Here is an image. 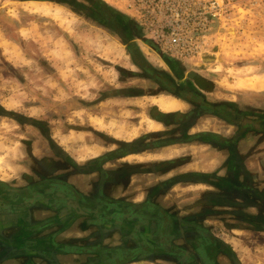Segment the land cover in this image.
<instances>
[{
	"label": "rangeland",
	"instance_id": "374dc122",
	"mask_svg": "<svg viewBox=\"0 0 264 264\" xmlns=\"http://www.w3.org/2000/svg\"><path fill=\"white\" fill-rule=\"evenodd\" d=\"M65 1L75 2L78 10L63 5ZM91 1L0 0L1 180L22 184L24 176L38 178L35 172L40 168L34 162L49 153L43 151L48 140L61 144L72 154L78 149L77 153L83 159L98 155L103 148L110 146L98 134L113 135L120 142L133 140L147 127L155 129L147 121L151 100L155 104L159 97L170 96L150 98L159 89L151 81L129 77L124 72V69H132L136 74L141 73L127 50L129 44H134L139 51L140 47L145 49L137 39L142 35L137 16L125 7V0H96L112 12L130 19L133 31L131 40H127L120 29H108L82 12V9L92 11ZM240 6L242 8L227 11L221 21L212 25V47L201 59L180 62L163 57L166 63L177 64L175 70L179 77L172 69L168 72L174 81L187 77L189 73H197L213 82L214 91L221 99L235 100L239 107H252L256 115H261L264 113V92H242L244 89L236 88V85L243 79L264 77V0H244ZM18 29L25 30L22 35L26 36L24 42L27 46L32 44L37 48L32 57L18 47ZM11 42L15 44L13 50L8 48ZM144 51L141 53L152 61L154 67H165V63L152 52ZM41 57L48 59L47 65L54 67L57 73L42 69L38 60ZM7 61L24 67L21 66L19 72H12ZM127 87H133L134 93L140 89L144 96L128 98L119 95L101 104L96 103L101 93L129 89ZM75 97H85L84 101L90 102L77 103ZM208 97L213 99L214 96ZM6 111L8 117L3 115ZM40 123L48 132L47 138L39 129ZM117 130H121L120 134ZM163 174L159 171L158 178ZM258 174L260 181L264 182V174ZM157 176L143 177L140 193H147L146 185H152ZM249 211L255 212L254 209ZM234 218L221 216L223 220H220L216 216L210 219V223L218 229L215 233L230 243L244 262L264 264V233L253 229H226L224 225L231 224Z\"/></svg>",
	"mask_w": 264,
	"mask_h": 264
},
{
	"label": "crops",
	"instance_id": "0c3cea01",
	"mask_svg": "<svg viewBox=\"0 0 264 264\" xmlns=\"http://www.w3.org/2000/svg\"><path fill=\"white\" fill-rule=\"evenodd\" d=\"M23 31L25 30L18 29L20 42H18L17 45L18 47H22L28 56L32 57L31 54H35L36 51L34 50L37 48L32 44L27 46L25 43L26 41L24 42V40H26V36L22 35ZM142 43V45L145 47V49L140 47L142 52L147 49L152 52L160 61L165 63V67L162 69L154 67V65H152V61L144 57L143 53H141V51H139L137 48L136 50L138 52V56L141 59L143 58L145 65L148 64L154 69L166 73L167 75H169L168 72L170 69L175 71L177 64L171 62L166 63V58L161 57V55L158 54L151 46H149L148 43L147 45L144 42ZM14 46L15 44L12 42L10 45L8 44L9 49L12 48L13 50V48H15ZM4 53L9 55V52ZM38 60L41 62L40 67L42 69H49L51 71L54 70L55 73H57V70L54 67L51 65L49 67V65H47L46 61L48 59L41 57V59ZM132 61L135 65H138L134 62V59ZM7 62L10 64V70L12 72H19V68L21 66L22 68L24 67L23 65H16V63L10 61ZM124 72L129 75V77H139L141 80H146L143 79L139 73L136 74V71L132 69H124ZM76 75L80 76L81 74L76 73ZM177 79L179 80L180 78ZM59 81L61 85L62 79L60 78ZM80 81L82 80H77V82ZM127 88L129 89H118V91H113L112 93L111 91L103 92L101 93V98L96 103L101 104L103 101L119 95L128 98H140L144 96L141 94L140 89H137L139 92L137 91V93H134L132 89L133 87ZM257 89V91L251 89L242 90V92H264V88ZM161 95L173 96L174 98L178 99L173 94H168L159 90L156 94H151L150 98ZM209 95L214 96L213 99L216 97V100L230 103L233 106L235 112L238 113L241 118L242 116H244L245 119H253L255 117H261V119H263L262 117H264V113L261 115H256L252 107H239L235 100L221 99L219 94H217L212 89H209L207 97ZM84 98L85 97H79L75 100L77 103L88 104L90 101H84ZM161 98L162 97L156 99L155 104L151 100L152 104L150 105L151 107L148 112L147 121H150L152 124L151 127L155 126V129L150 130L147 127L133 140H122L120 142L116 140V137L113 135H111L112 137H107L109 136L107 133L98 134L99 137L106 139L105 141L110 143V146H108L106 149L103 148L102 152H100L98 155L87 156L81 159L82 156H79V153H77L78 149H75L74 154H72L67 148L61 146V144L50 140L48 141L51 142V144L58 145L60 148H62L64 153L68 155H74L81 162L88 159L94 160L100 158L108 151L113 150L115 147L114 144L130 143L145 133H150V135L156 132L160 133L163 126L161 122L156 121L149 115L152 109L169 114L177 111H185L186 109V105L178 99L183 105L182 108L176 109L174 111H165L158 103ZM210 100H212V98ZM6 113L8 112L6 111ZM88 120L91 119L88 118ZM34 123L35 122H31V125H35ZM159 125H161L160 129H158ZM210 130H218L223 136H226V134H228V130H231V128L223 123L217 124L214 119L204 115L197 117L195 120L193 119V124L190 126L188 133L193 135L201 131ZM116 132L120 134L121 130H117ZM202 149V146H199L197 142H189L185 144L170 145L166 149L150 151L149 153L152 154L144 159L137 157L138 160H141V162L159 160L170 161L182 155L183 153H188V155L191 156V163H77L79 169L86 168L87 171L78 172L68 179V182L75 186L76 191L84 194L85 196H95L98 194V188L104 186V194L107 197L137 204L138 209L143 208L142 205H144L143 203L146 201L147 193L150 190H154L157 185L161 186L163 183H168L165 190H162L159 193H153V195L150 197V202L159 206L158 208L160 209L161 215L167 217V222L166 224L164 222L165 225L163 226L159 225L156 221L152 222V217H150L149 221L144 220L143 218L148 217L149 214H146V212L142 213V210H138L139 212H137L133 218H131L129 215H126L124 218H119L118 215L113 216L110 214V220H107L102 224L92 220V218L95 216H91L90 214L85 216L74 215L68 219H64L65 216L56 214V211L47 207L49 203L45 198L52 197V192H50L51 190L47 191L48 194L51 195H46L44 190H38L43 186L26 191L25 181L22 184H18L16 182L8 183L0 179V264H107V261L104 262L101 260V258H104L102 257L103 253L108 250L116 249H122L126 251L131 250L132 248H135L136 243L138 245L140 242L143 244V246L146 245L144 249L141 251L133 250L137 251V256L132 260L120 264H179L176 259L168 255L161 254L163 253L162 251L153 252L151 249L149 250V247L153 249V242H155L151 241L150 238H152V235L157 234L159 237L164 239L165 242H169L172 247H182L186 251L185 254L189 255L191 253V249H189V246L186 244V242L187 240H191L193 238V233H191V231H184L181 224H178L180 227L175 229L169 216H175L177 220L181 221L182 219H187V217L198 213L200 210H206L208 208H210L212 211L222 210L219 206H207L211 204L212 200L204 197V195L201 194V188H203L205 185L201 183L196 185L195 183L182 179V175L185 173H210L214 169H220V175L221 177H224L226 165L229 164L225 163L227 157L226 151L222 150L221 156L218 158V156L214 155L211 150L205 149V151L202 152ZM43 151H49L47 154L51 155L49 145L47 147H43ZM236 153L242 161V163H238L240 166L239 171H236L238 181L246 184L243 176L246 178L249 177L253 181L255 180V183H262L259 185H255L254 183L253 187L261 188L264 182L260 181L262 179H260L258 173L260 172V174H264V134L255 132L248 134L243 133L239 135L236 140ZM217 159H219L221 163H215L217 162ZM89 165H92L93 167L91 170L87 169L89 168ZM107 171H111L112 178L110 181L105 182L109 176H104L105 174L102 173ZM159 171H163L164 173L160 178L157 176ZM154 175L157 176L154 178V183H151L152 185H149V183L146 185L148 186L149 191L147 193H140V182L142 181L143 177H152ZM33 179V182L38 181L37 178ZM234 200L238 199L235 198ZM223 208L225 209V207ZM212 217L216 216L205 218L206 222H208L206 224H211L210 222L212 221L210 219ZM112 220L114 225L110 223ZM203 224L205 225V223ZM214 224H216V220ZM226 229H230L232 231L238 228L229 226ZM258 231H262L264 233V230ZM212 233H214V236H218L215 233V229L212 230ZM198 240L203 242L204 237L199 236ZM227 244L232 249V252L236 255V260L238 261L237 264H247L239 257L237 251L231 247V244L228 242ZM113 263L118 264L116 258L108 264ZM182 264L202 263L195 256L193 262L187 261L185 263L183 262ZM208 264H230V262H228V260L223 257L221 252H217L214 261L208 262Z\"/></svg>",
	"mask_w": 264,
	"mask_h": 264
},
{
	"label": "flooded vegetation",
	"instance_id": "af4514ba",
	"mask_svg": "<svg viewBox=\"0 0 264 264\" xmlns=\"http://www.w3.org/2000/svg\"><path fill=\"white\" fill-rule=\"evenodd\" d=\"M52 1L59 3V0H48L47 2ZM89 3L92 11L89 12L82 9L85 15L108 29H120L123 38L131 40L130 34L133 28L130 22L126 21L119 14L113 13L99 1L95 0ZM62 4L69 5L73 9L78 10V6L75 2L69 3L65 1ZM127 50L130 54L132 53L135 55L134 57L131 55L132 60L135 57L137 58L138 52L134 44H129ZM136 66H138L141 72L140 76L143 79L151 81L159 91L173 94L183 102L186 105L185 111H177L169 114L152 109L149 115L156 121L161 122L163 126L160 133L156 132L152 135H150V133H145L130 143L114 144L115 147L113 150L108 151L100 158L94 160L88 159L81 162L74 155L64 153L62 148L58 145L49 142L48 145L51 155L43 154L39 157L38 161L34 162L39 163L40 170L35 172L38 181L33 182V177H23L26 183V191L43 186L38 190H44L46 195H51L47 192L51 190L52 197L45 198L49 203L47 207L56 211V214L65 216L64 219H68L74 215L85 216L90 214L91 216H95L92 220L102 224L110 220V214L113 216L118 215L119 218H124L126 215L133 218L137 212L142 210V213L146 212V214H149L148 217L143 218L144 220L149 221L150 217H152V222L156 221L159 225L163 226L167 222V217L161 215L160 209L158 208L159 206L155 203H151L150 197L153 193H159L165 190L168 183H163L161 186L157 185L154 190H150L147 193L146 201L143 203L144 205H142L143 208L138 209L137 204L107 197L104 194V186L98 188V194L91 197L76 191L75 186L69 183L68 179L78 172L87 171L86 168L79 169L77 163H191V156H189L188 153H183L170 161L159 160L141 162V160L137 158L140 157L144 159L152 154L149 153L150 151L166 149L170 145L189 142H197L199 146H202V152L205 151V149H209L214 155L218 156V158L221 156V151L224 150L227 153L225 163H229L226 165L224 177H221L220 169H214L210 173L196 172L182 175V179L185 181L188 180L196 185L198 183L205 185L201 188V194L212 200L211 204L207 205L208 207L219 206L220 209H222L219 211H212L210 208L200 210L198 213L187 217V219H182L181 221L177 220L175 216H169L175 229H178L180 227L178 224H181L184 231H191V233H193V238L186 242L189 249H191V253L189 255L185 254L186 251L182 247H172L169 242H165V240L157 234L152 235V238H150L151 241L155 242H153V249L149 247V250L151 249L153 252L162 251L163 253L161 254L176 259L179 264L187 261L193 262L195 256L202 264H208V262L214 261L217 252H221L223 257L227 259L230 264H237V257L232 252V249L224 239L216 235L214 236L212 230L215 229L216 231L218 229L211 224H206L205 218L217 216L220 219L221 216H231L235 218L231 221V224L224 225L225 228L231 226L243 230H264V187H253L255 180L253 181L251 178H246L245 176H243V179L246 184L241 183L236 176V171L240 169L238 163H242L236 153V140L238 136L243 133L248 134L256 132L264 134V117H262L263 119H261V117L245 119L244 116H242L241 118L230 103L216 100V97L210 100L211 98L209 99V97H207V93L209 89H215L213 82L197 73H189L187 77L184 76L178 81H174L173 77L154 69L148 64L145 66L138 64ZM173 73L178 76L176 70ZM137 91L139 92V90ZM204 115L214 119L217 124L223 123L229 126L231 130H228L226 136H223L218 130L201 131L190 135L188 130L193 124V119L195 120L197 117ZM39 125L43 137L47 138V131L43 124L40 123ZM129 156H133V158L128 159ZM215 163H221V161L217 159ZM92 168V165H89L87 169L91 170ZM102 174H105L104 176H109L105 182L110 181L112 178L111 171ZM46 183L49 185L44 186ZM259 184L262 183H255V185ZM235 198L238 200H234ZM223 207H225V209ZM250 209H254L255 212L249 211ZM110 223L114 225L113 220ZM203 223H205V225ZM199 236L204 237L203 242L198 240ZM140 243L138 245L136 243L135 248L127 251L122 249L108 250L102 254L104 258H101V260L104 262L107 261L108 264L115 258L127 256L133 250L141 251L146 245L143 246V244L141 243L140 245Z\"/></svg>",
	"mask_w": 264,
	"mask_h": 264
},
{
	"label": "built area",
	"instance_id": "2783aa9c",
	"mask_svg": "<svg viewBox=\"0 0 264 264\" xmlns=\"http://www.w3.org/2000/svg\"><path fill=\"white\" fill-rule=\"evenodd\" d=\"M244 0H125L142 29L139 40L158 54L180 62L209 53L212 25Z\"/></svg>",
	"mask_w": 264,
	"mask_h": 264
},
{
	"label": "bare ground",
	"instance_id": "6f19581e",
	"mask_svg": "<svg viewBox=\"0 0 264 264\" xmlns=\"http://www.w3.org/2000/svg\"><path fill=\"white\" fill-rule=\"evenodd\" d=\"M236 88L244 90L264 88V77H260L255 80L243 79L237 83ZM158 103L160 107L165 111H174L183 107L182 103L173 96H170L168 98L162 97Z\"/></svg>",
	"mask_w": 264,
	"mask_h": 264
},
{
	"label": "water",
	"instance_id": "95a60500",
	"mask_svg": "<svg viewBox=\"0 0 264 264\" xmlns=\"http://www.w3.org/2000/svg\"><path fill=\"white\" fill-rule=\"evenodd\" d=\"M20 1H41V2H44V1H48V0H20ZM121 37H122V36H121ZM143 42H144V41H143ZM128 44H129V43H128ZM128 44H127V45H128ZM131 55H132L133 57L135 56V55L132 54V53H131ZM161 57H163V56L161 55ZM134 62L137 63V64H140L141 66H145L143 58L141 59V58L138 57V56H137V58H136V57L134 58ZM3 115H4V116H8L9 114H8V113H3ZM47 183H49V182H47ZM47 183H46V185H49V184H47ZM44 185H45V184H44ZM136 256H137V251H131L127 256L116 258V261L118 262V264H120V263H125V262H127V261H129V260L134 259ZM113 264H117V263H113Z\"/></svg>",
	"mask_w": 264,
	"mask_h": 264
},
{
	"label": "trees",
	"instance_id": "16d2710c",
	"mask_svg": "<svg viewBox=\"0 0 264 264\" xmlns=\"http://www.w3.org/2000/svg\"><path fill=\"white\" fill-rule=\"evenodd\" d=\"M113 13H116V14H119L121 17H123L126 21H130V19L128 18V17H126V16H123L122 14H120V13H117V12H113Z\"/></svg>",
	"mask_w": 264,
	"mask_h": 264
}]
</instances>
